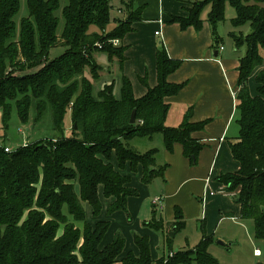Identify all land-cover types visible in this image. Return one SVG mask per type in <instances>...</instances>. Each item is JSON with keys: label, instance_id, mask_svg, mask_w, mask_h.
Returning a JSON list of instances; mask_svg holds the SVG:
<instances>
[{"label": "trees", "instance_id": "trees-1", "mask_svg": "<svg viewBox=\"0 0 264 264\" xmlns=\"http://www.w3.org/2000/svg\"><path fill=\"white\" fill-rule=\"evenodd\" d=\"M62 8L64 24L57 34L58 18L54 12L59 0H26L28 16L13 20L19 0H0V122L6 131L13 109L26 124L32 113L33 123L48 117L56 133L53 138L20 144L10 152L0 147V264H152L148 237L133 234L138 254L123 253L125 240L117 233L101 246L110 221L86 218L83 202L89 204L92 218H98L102 195L111 201L106 212L127 211L129 197L138 196L131 177L124 173L141 170L140 181L150 183L163 178L167 164H157V149L139 152L128 144L134 137L151 138L160 133L164 148L171 152L181 144L183 154L195 161L202 148L191 133L204 122H189V114L178 126H167L169 103L183 84H172L167 76L181 64L168 57L160 43L155 53L157 81L153 87L141 82L146 92L135 97L132 84L122 74L126 47L120 42L141 18L143 6L135 0H117V10L126 18L113 19L111 0H66ZM235 12L234 27L248 24L250 32L231 33L234 49L245 47L239 58L236 81L238 141L229 143L231 155L239 162L236 172H221L215 178L221 190L239 204L241 218L253 221L256 239H264V69L254 76L255 93L249 87L254 70L264 64V0L193 1L188 16L172 17L181 28L200 29L202 8L209 4L207 21L218 41L217 27L224 20L225 4ZM115 25L107 31L106 26ZM95 26L97 30H90ZM118 40L113 45L112 40ZM55 46L64 47L57 57L48 54ZM101 50L110 61H117L120 74L95 87L103 68L92 56ZM88 68L91 79L85 76ZM108 72L107 69H105ZM118 85V94L113 90ZM135 110V121L130 123ZM70 113L71 136H65L64 118ZM0 140L6 143L5 133ZM101 194V195H100ZM144 222L165 234L170 246L174 235L185 226L182 211L175 208V222L170 225L156 216ZM204 223V222H203ZM202 236L193 248L159 257L155 264H218L208 251L213 236ZM261 264V263H257Z\"/></svg>", "mask_w": 264, "mask_h": 264}, {"label": "crops", "instance_id": "crops-1", "mask_svg": "<svg viewBox=\"0 0 264 264\" xmlns=\"http://www.w3.org/2000/svg\"><path fill=\"white\" fill-rule=\"evenodd\" d=\"M135 1L138 6H143L141 18L132 24V31L120 42L126 47L122 74L129 78L134 96L140 97L145 94L147 89L142 80L149 87L156 84L155 53L162 43L169 58L181 61L180 66L167 76V81L172 84H183L175 95L165 97V101L170 105L165 124L172 120V126H178L187 114L191 123L206 122L200 130L191 133V137L202 144L195 161L191 162L184 156L179 143L174 144L171 152L165 148L161 150L163 159L161 164L168 166L161 178L163 187L157 190L158 194L155 193L149 198V205L147 201L153 189L150 190L140 181L141 170L135 172L137 174L134 177L135 173L128 167L124 169V173L131 177V186L138 190V196L129 197L127 201L131 221L136 219H141L143 223L149 221L153 217V199L160 197L155 208L158 218L164 222H174L175 208H179L185 219L200 217L202 225H205L206 235L213 236L218 224L224 220L238 223L239 217L235 210L240 212L241 217L239 204L233 202L234 207L225 204L223 196L220 195L225 193L220 190L222 184L215 178L221 172H236L239 168V162L231 155L229 143L238 141L235 93L239 58L244 52L238 54L235 49L228 51L222 47L219 44L222 37L217 34L216 41L207 18L205 20L201 18L200 29L193 26L183 29L179 23L171 21L172 17H187L191 3L198 0ZM118 12L122 13L121 10ZM112 23L115 25L114 21ZM116 68L118 76L119 67ZM260 69H264V64L255 69L249 78L252 94L256 90L254 76ZM143 196L146 197L142 198ZM106 199L105 211L111 201L110 198ZM117 212L119 211L111 215L122 217ZM95 219L103 218L87 220L94 223ZM110 226L111 221L109 228ZM139 229H141L139 235L147 236L150 246L151 238L158 235L147 228L139 226ZM112 239L110 235L108 237L104 235L101 246L110 243ZM133 246L125 245L120 258H124L129 251L137 255V247L132 249ZM151 258L152 264H155L158 258H154L152 254Z\"/></svg>", "mask_w": 264, "mask_h": 264}, {"label": "rangeland", "instance_id": "rangeland-1", "mask_svg": "<svg viewBox=\"0 0 264 264\" xmlns=\"http://www.w3.org/2000/svg\"><path fill=\"white\" fill-rule=\"evenodd\" d=\"M199 1V0H198ZM66 0H59V7L54 12L55 16L58 18V27L57 34L62 30L64 20L62 17V8L66 5ZM111 4H113V8L111 9V16L117 17V19H125L126 15L124 10L122 13H119L116 9L118 6V2L116 0H112ZM117 4V5H115ZM192 6V5H191ZM209 11V4H206L200 13V17L205 20L207 18V13ZM235 12L234 9L228 4H225V13L223 22L219 23L217 27V34L222 37V41H219V44L227 49L228 51H233L234 45L231 39V33L233 32H243V34H247L250 32V27L248 24H244L239 27H234L231 23V19L234 17ZM28 16V9L26 6V0H19V10L17 14L14 16L13 20L16 24V27H19L20 20L24 17ZM114 27L112 21L106 26V30L109 31ZM90 30H97L95 26L90 27ZM245 50V47L239 48L236 52L238 54H242ZM64 51V47L55 46L50 49L48 57L49 59H53L59 56ZM260 53L264 56V49L260 48ZM244 54V53H243ZM92 56L94 60L97 62L99 66L103 68L102 76L99 80H95V87H98L100 84L104 82H109L112 78L116 77L118 62L110 61L107 57V54L101 50H93ZM124 65V64H123ZM108 70V72L105 71ZM85 76L91 79V74L88 68L85 69ZM103 77L107 81H102ZM115 95L118 94V85H115L113 90ZM30 119L26 124H22L13 109L11 113L10 120L8 122V127L6 131L1 128L0 122V135L5 133V137L7 138L6 143L12 147L16 148L21 143H29L31 141L45 139V138H53L56 136V133L51 127L50 121L48 117H45L43 120L37 123H33L32 121V113H30ZM70 113L67 111L64 118V135L71 136L70 131ZM168 126H172V120L167 122ZM128 144L136 148L139 152L147 151L151 148L157 149L156 154V163L161 164L162 154L161 150L164 149L162 136L160 133H155L151 138L148 137H134L128 141ZM164 164V163H162ZM135 173V172H134ZM137 173L134 174V177ZM157 181V182H155ZM162 179L160 177L154 178L150 183L145 186L153 191L150 193L151 195L148 197L147 204H150V199L154 194H158V191L161 187H163ZM155 182V183H154ZM158 190V191H157ZM145 194V192H144ZM223 196L225 204L228 206H233V201L231 200L229 194L226 192L224 194L220 193ZM143 196L142 198H145ZM102 204V211L99 215V218L107 219L111 221V226L109 230L106 232V237L109 235L111 239L115 236V234L119 233L124 237L125 244H133V234H140L141 229L147 228L150 231L156 233L158 236H154L151 238L150 246H151V254L154 258H159L162 255H167L170 251L173 253L176 251H181L187 248H193L197 245L199 240L201 239V225L202 221L200 217L197 218H188L185 219V226L178 231L172 240L171 245L169 246L165 241V234L162 231L153 230L152 228L143 225L144 223L141 219H136L134 217V221H131V215L127 208V211H119L117 213L121 214L122 217H117L113 215H109L104 209L107 203V199L104 197H100ZM83 207L86 213V218L88 220H93L91 215V208L89 204L83 202ZM235 214L239 217L238 223L230 220H224L222 223L218 224V228L213 235V241L208 246V251L212 257H214L218 264H256L261 263L264 264V239H256L254 237L253 232V221L249 218H241L240 212H236ZM209 216V215H208ZM138 220V221H137ZM143 223V224H142ZM176 222H171L170 225L165 226V231L168 233L171 227L174 226ZM139 225V226H138ZM113 240V239H112ZM218 241H222L224 244L217 243ZM226 242V243H225ZM254 249L260 250V256L255 257L253 255Z\"/></svg>", "mask_w": 264, "mask_h": 264}, {"label": "built area", "instance_id": "built-area-1", "mask_svg": "<svg viewBox=\"0 0 264 264\" xmlns=\"http://www.w3.org/2000/svg\"><path fill=\"white\" fill-rule=\"evenodd\" d=\"M155 34H158V32H155ZM112 43H113V45H118L119 41L115 39V40H112ZM21 144L26 145L27 143L23 142ZM0 147H2L4 149V151H6V152H10L13 149L7 143H4L2 140H0ZM211 194H213V192H211ZM158 201H160V197H155L153 199V204H157ZM253 254H254V256H260V250L254 249ZM169 255H172V252H170Z\"/></svg>", "mask_w": 264, "mask_h": 264}, {"label": "water", "instance_id": "water-1", "mask_svg": "<svg viewBox=\"0 0 264 264\" xmlns=\"http://www.w3.org/2000/svg\"><path fill=\"white\" fill-rule=\"evenodd\" d=\"M134 121H135V110H133L130 115V123H134ZM218 243L224 244L222 241H218Z\"/></svg>", "mask_w": 264, "mask_h": 264}]
</instances>
